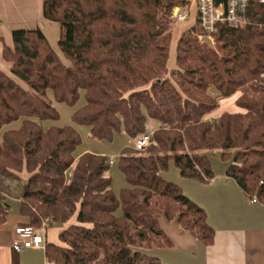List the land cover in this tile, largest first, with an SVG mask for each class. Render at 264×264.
<instances>
[{
    "label": "trees",
    "instance_id": "trees-1",
    "mask_svg": "<svg viewBox=\"0 0 264 264\" xmlns=\"http://www.w3.org/2000/svg\"><path fill=\"white\" fill-rule=\"evenodd\" d=\"M184 2L42 0L69 65L39 28L14 29L12 46L2 45L10 69H0V130L22 122L0 134V224L10 211L5 181L24 172L17 227L37 228L46 218L61 225L57 242L44 247L50 263L162 264L142 250L172 245L159 215L211 245L215 229L205 209L162 175L173 163L185 178L211 180L207 151L218 152L226 175L264 204V4L250 5L245 26L219 27L216 47L200 43L192 25L177 38L169 69L170 11ZM48 90L68 105L84 93L72 119L89 126L95 139L119 132L136 138L148 118L157 122L145 149L122 148L118 167L126 185L118 195L108 156L75 157L76 128L43 127L59 117ZM238 91L235 104L244 111L204 119Z\"/></svg>",
    "mask_w": 264,
    "mask_h": 264
},
{
    "label": "crops",
    "instance_id": "crops-1",
    "mask_svg": "<svg viewBox=\"0 0 264 264\" xmlns=\"http://www.w3.org/2000/svg\"><path fill=\"white\" fill-rule=\"evenodd\" d=\"M17 28H39L50 46L56 52L59 50V26L56 22L44 18L42 0H0L1 70L8 72L10 69V64L1 57V49L3 44L12 46V30ZM232 103L231 98L220 99L218 106L223 105L220 106V111L214 110L206 114L204 119L216 118ZM230 108L234 109L233 106ZM146 122H149L151 132L158 126L157 122L148 119ZM130 140L129 138V142ZM214 157L215 160L216 156ZM219 160L221 162L211 161L214 177L206 182L185 178L177 172L178 169L173 171V176L178 180L174 182L205 209L207 220L215 229L213 243L207 247L203 246L195 235L183 230L175 220L169 221L159 215V225L172 241L170 247L150 249L153 251L152 255L161 263L264 264V204L252 202L237 183L226 175L227 162H223L220 157ZM26 178L27 174L23 172L20 174V179L24 180L23 186H18L16 191H7L12 199L8 197L10 211L6 221L0 224V264H53L47 261L44 252L45 244L57 242L58 233L62 228L53 221L49 222L43 232L41 246L22 248L19 252L12 249V243L17 239L16 228L21 221L18 205L26 188Z\"/></svg>",
    "mask_w": 264,
    "mask_h": 264
},
{
    "label": "rangeland",
    "instance_id": "rangeland-1",
    "mask_svg": "<svg viewBox=\"0 0 264 264\" xmlns=\"http://www.w3.org/2000/svg\"><path fill=\"white\" fill-rule=\"evenodd\" d=\"M194 22H195V20L193 18H189L188 20H185V21L180 22V23H175V24L171 22L172 40H171L170 56H169V61H168L169 69L174 67L175 46H176L177 38L179 37V35L182 32H184L185 30L190 28L194 24ZM202 44H206V43H202ZM207 45H209L211 47H216V42L214 41V44L210 43ZM57 52H58L60 58L62 59V61L64 62V64L69 65L70 64L69 61L64 57V55L61 53V51L57 49ZM209 92L211 94H214L215 90L213 88H211L209 90ZM239 94H240V91H238L237 93H235L231 96L223 98V99L231 98L233 100V103L230 107L233 106L234 109H237V110H234L233 108H230L228 106L227 110H222L220 112V114L223 113L224 111H228L231 113H238V112L244 111L242 108L238 107L234 102V100L236 99V97ZM47 95H48V99H49V102L51 103V105L53 107H55L56 110L58 111L59 117L55 120H51V119L44 120L42 122L43 127L48 128L50 126L71 125L74 128H76L80 134L81 141L74 151L75 157H78L84 153H93V154H97V155L108 156L111 159V166H110L109 172H108L109 176L111 177V181H112L111 182V188H112L113 192L118 195L120 189L126 185L124 175L118 167V158H119V155H120L122 148L131 147L130 142H129V138L127 137V135L123 132H119V133H116L114 135L112 140L95 139L91 136L89 126L84 125V124H79L76 121H74L72 119L73 111L76 108H78L79 106L83 105L85 102L84 93L82 91H81V94H80V97H79L77 103L74 105H68L64 102L56 101L53 98L52 92L50 90L47 91ZM220 106L223 107V105H221V104H220ZM220 106H217L214 110L220 111L219 110ZM214 110H212V111H214ZM220 114H219V116H220ZM219 116H217L216 118H218ZM216 118H212V119H216ZM148 120H151L152 122H156V121L149 119V118H148ZM21 122H22V120L18 119L16 121H13L10 124L3 126L0 130V134H2L3 131L7 130V129L18 128L21 125ZM148 123L149 122L145 123V132L144 133H151V129H150ZM88 149H91L92 151H95V152L88 151ZM213 153H216V154L213 155ZM207 154L209 155L212 163H214L215 160L220 161L218 152L207 151ZM214 156H216L215 160H214V158H215ZM175 170L177 171V168L175 167V165L173 163H170L168 170L163 172L162 175L164 178H166L168 180L178 181V180H176L177 177L175 178V176H173V171H175ZM23 183H24L23 179H20V180L19 179H7L5 181V184L8 186L9 190H11V191H16L18 186H23ZM8 197L12 199V197L9 194H8ZM133 248L134 249H142L141 247H137V246L136 247L133 246ZM142 250L147 252L148 254H152V252H153L150 249H147V250L142 249ZM162 264H165V263H162Z\"/></svg>",
    "mask_w": 264,
    "mask_h": 264
},
{
    "label": "built area",
    "instance_id": "built-area-1",
    "mask_svg": "<svg viewBox=\"0 0 264 264\" xmlns=\"http://www.w3.org/2000/svg\"><path fill=\"white\" fill-rule=\"evenodd\" d=\"M172 7L170 20L180 23L189 18L195 20L198 27L197 39L201 43L214 44L219 27L238 28L250 22L248 14L252 3L264 4V0H184ZM193 24V25H194ZM151 133H142L130 140V146L137 151L143 150L151 141ZM252 202H257L251 198ZM50 218L42 221L40 227L24 226L16 228L17 239L12 249L19 252L22 248H34L43 244V232L48 227Z\"/></svg>",
    "mask_w": 264,
    "mask_h": 264
}]
</instances>
